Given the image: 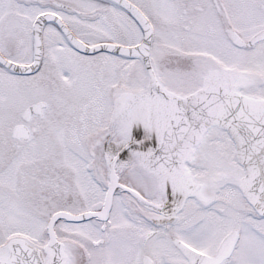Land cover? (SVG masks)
I'll return each mask as SVG.
<instances>
[{
	"label": "snow or ice",
	"instance_id": "snow-or-ice-1",
	"mask_svg": "<svg viewBox=\"0 0 264 264\" xmlns=\"http://www.w3.org/2000/svg\"><path fill=\"white\" fill-rule=\"evenodd\" d=\"M0 264H264V0H0Z\"/></svg>",
	"mask_w": 264,
	"mask_h": 264
}]
</instances>
